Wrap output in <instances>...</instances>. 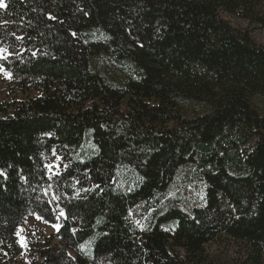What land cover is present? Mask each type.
<instances>
[{"label":"trees","instance_id":"1","mask_svg":"<svg viewBox=\"0 0 264 264\" xmlns=\"http://www.w3.org/2000/svg\"><path fill=\"white\" fill-rule=\"evenodd\" d=\"M6 4L0 64L37 94L0 116V264L25 260L29 214L61 223L56 244L32 243L37 264H264V46L219 17L264 30V0ZM99 56L132 74L111 81ZM196 178L186 205L175 189Z\"/></svg>","mask_w":264,"mask_h":264},{"label":"rangeland","instance_id":"2","mask_svg":"<svg viewBox=\"0 0 264 264\" xmlns=\"http://www.w3.org/2000/svg\"><path fill=\"white\" fill-rule=\"evenodd\" d=\"M219 17L226 21L236 30H245L249 33L253 42L264 46V30L255 24L249 25L248 22L232 14H227L223 11L219 12ZM7 55L4 48H0V60ZM96 68L116 83L124 82L129 74H132V69L115 61L108 56H99L94 61ZM26 91V92H25ZM26 93L30 96L37 94L34 91H22L16 81L11 78L10 74L3 69L0 64V116L11 113L15 104L20 103L26 98ZM122 109L125 110V102L122 104ZM252 142L248 144L250 147ZM63 162V158L59 154H55L47 163V171L49 175L54 174ZM135 174L129 169H121L118 171V184L124 188H129L134 185ZM202 187L199 179L192 182H181L175 189L174 194L178 195L182 202L186 205H195L200 196ZM47 198L53 208L54 197L46 193ZM60 220L57 223H46L35 214L26 216L23 225L16 229V236L23 252L26 255L25 260L21 264H37L39 257L37 254H30L32 243H42L49 240L52 244L58 242L55 234L60 226ZM224 241V242H223ZM237 245L230 244L226 240H217L209 246V250L213 255L223 260L228 257H233L236 254Z\"/></svg>","mask_w":264,"mask_h":264},{"label":"snow or ice","instance_id":"3","mask_svg":"<svg viewBox=\"0 0 264 264\" xmlns=\"http://www.w3.org/2000/svg\"><path fill=\"white\" fill-rule=\"evenodd\" d=\"M7 7L6 0H0V9H6Z\"/></svg>","mask_w":264,"mask_h":264}]
</instances>
